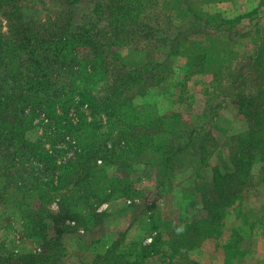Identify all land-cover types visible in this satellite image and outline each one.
<instances>
[{
    "label": "trees",
    "instance_id": "1",
    "mask_svg": "<svg viewBox=\"0 0 264 264\" xmlns=\"http://www.w3.org/2000/svg\"><path fill=\"white\" fill-rule=\"evenodd\" d=\"M52 1L54 10L45 15L39 8H45L42 0H0V203L13 205L22 216L27 236L42 241L40 253L20 254L17 264H67L63 260L65 233L97 230L106 216L103 204L118 197L140 196L133 180L121 172L133 169L136 160L147 156L150 149L158 151L161 145L151 131L153 123L141 125L129 119L130 112L124 107L134 112L135 108H128L134 105L119 98L122 89L139 83L142 69L127 63L119 66L117 62L125 55L118 48L138 54L144 47L163 44L171 48L182 41L189 65L198 72L210 71L218 78L229 68L226 55L216 54L217 41L205 28L223 30L220 22L232 20L195 8L196 0H179L176 11L165 0ZM80 5L84 6L81 14L76 9ZM177 9L190 14L184 27L175 26L176 18H181ZM202 36L210 46H205ZM256 46L245 60L248 71L225 76L231 82V100L249 122L245 133L233 136L230 171L215 165L209 173L208 157L198 158L190 153V146L180 142L161 157L139 161L165 168L169 175L176 155L189 152L196 177L205 178L202 187L196 186L206 215L166 225L173 230L170 234H176L168 241L155 229L151 242H145V237L131 241L133 250L124 233L103 247L93 241L89 248L92 261L76 264H148L152 256L164 252H171V264L178 259L185 264L198 263L187 252L198 248L204 238L220 235L228 208L248 186L254 165L264 163V46ZM232 54L230 51L228 56ZM107 72L117 76L100 99L84 85V79ZM73 113L77 119H72ZM164 116L172 123L182 118L179 112ZM164 116H157V125ZM37 120L43 130L31 140L27 132ZM170 132L181 137L176 130ZM193 133L189 141L194 146L200 138L204 139L199 142L206 140L207 136L193 137ZM49 219L54 236L49 235ZM240 242L238 236L233 243ZM231 254L228 245L227 256Z\"/></svg>",
    "mask_w": 264,
    "mask_h": 264
},
{
    "label": "rangeland",
    "instance_id": "2",
    "mask_svg": "<svg viewBox=\"0 0 264 264\" xmlns=\"http://www.w3.org/2000/svg\"><path fill=\"white\" fill-rule=\"evenodd\" d=\"M42 1L45 2V8L41 5L39 8L45 15L50 10H54L55 6L52 0ZM165 1L170 2V6H173L172 10L176 11L174 7L179 0ZM193 6L199 10L203 9L207 14L232 20L231 23L220 22L223 30L205 28L207 34L210 32L212 38L217 41L216 54L226 55L227 62L225 65L229 68L224 69L218 78L215 73L210 71L198 72L197 69L189 65L187 54L185 55V51L188 50L181 48L182 41L171 48L163 46V44L144 47L143 53L138 54L130 52L127 54L129 50L123 47L118 48V51L125 55L124 60L117 62L119 66L127 63L130 66L134 64L139 71L142 69L139 75L141 78L139 83L136 82L129 89H122L119 98L123 102L134 105L128 107L135 108L134 112L124 107L130 112L129 119H136L141 125L153 123L151 131L161 147L156 152L150 149L147 156L143 155L141 159L138 158L139 160L134 162L133 169L121 172L133 180L135 187L141 192L140 196L116 198L103 204L101 209L106 211V216L103 224L96 228L97 230H90L87 233L78 230L64 234L66 255L63 260L67 264H76L81 261L91 262L93 254L89 248L93 241L103 247L106 244L110 245L115 239L118 240L124 233L125 242H128V245L133 243L131 241L140 240L144 237L145 242L149 243L156 235L155 229L162 231L164 238L168 241V239H173L176 236L175 233L170 234V231L173 232V230L167 227L169 223L180 225L188 223L194 218L201 219L206 215L204 200L200 196L197 197L196 186L202 187L205 178L202 175L196 177L197 169L189 152L182 151L176 155L174 167L169 168V175L165 168L142 165L139 162L142 159L152 160L155 156L161 157L165 150L175 145V142H180V145L190 146V153L195 154L198 158L200 155L208 157L209 167L207 166V170L209 173L213 165L218 166L223 171H230L232 168L229 165V157L230 146L234 143L233 136L245 133L249 128V122L239 105L231 100L232 95L228 92L231 89V82L225 76H229L231 72L245 73L248 71V64L245 61L248 59L246 57L254 54L257 43L264 46V0H196ZM82 7L84 6L76 7L79 14L83 12ZM178 12L181 13V18H176L175 26L177 28L184 27L190 19V14L181 12V10ZM169 25V27H174L173 24ZM173 31L176 32V29L173 28ZM204 36L202 37L205 46H210L209 40ZM175 51L178 53H174ZM230 51H233V54L228 56ZM228 60H232L231 63H228ZM239 65L245 68L241 69L238 67ZM114 76H117L114 75V72L95 74L84 79L85 83H83L92 88L94 94L101 99L107 94V88L115 80ZM174 112L181 114L180 122L172 123L169 121L170 119L168 120L164 116ZM73 114L71 115L72 119H77L75 113ZM102 115V121L105 124L106 118L104 114ZM158 115L165 118L163 117L162 123L157 125L155 119ZM245 119L247 120L246 129L236 132L243 127L242 122ZM194 129L197 130L195 134L193 133ZM42 130L40 121L37 120L35 127L27 132V137L36 140ZM174 130H176L175 133H180L181 137H174L170 132ZM191 133H193V137H196L197 134L207 136L206 140L199 142L204 139L200 138L199 141H196L198 144L194 146L189 141ZM224 150H228L226 153L228 158L224 157L226 156ZM259 165L264 166V163L254 165L248 179V186L245 187L238 201L243 199L244 193L251 192L250 188L255 186L254 181H264V172L263 175L259 174L256 178L255 167ZM202 167L201 164L200 168ZM257 171L261 172L260 170ZM163 181H167L166 185H162ZM12 206L11 204L0 203V264H17L15 260H17L18 255L40 253L42 249L41 240L27 236L22 216ZM53 210L56 211V205H53ZM243 213L246 211H242V207L234 208L232 205L228 208L220 235L204 238L198 248H191L187 252L190 259L198 261L197 259L201 255L205 260H203L204 264H208L206 255L213 247L211 238L220 237L224 230L230 229L235 222L240 223V217ZM251 213H255V211ZM229 214L231 217L227 218ZM129 222L131 223L129 224ZM132 224L135 226L132 227ZM48 225L49 235L54 236L52 220H48ZM243 227H234L232 230L231 240L227 244L232 254L227 256L226 264H243L244 259L251 260L246 251L249 250L250 253L252 236L245 235L247 230L242 229ZM237 233L241 239L240 244L233 243L234 239L238 237ZM206 240L208 244L205 246L208 247H205V250L202 249L203 253L201 254L200 247ZM130 248L132 246L129 245ZM133 249L134 247L131 250ZM164 253L166 254L161 253L152 256L148 260V264H171L168 258L171 252ZM8 259H12V262H8ZM177 261L174 264H185L183 259Z\"/></svg>",
    "mask_w": 264,
    "mask_h": 264
},
{
    "label": "crops",
    "instance_id": "3",
    "mask_svg": "<svg viewBox=\"0 0 264 264\" xmlns=\"http://www.w3.org/2000/svg\"><path fill=\"white\" fill-rule=\"evenodd\" d=\"M242 126L239 130L236 132H240L246 129L247 127V120H243ZM226 149V148H225ZM228 150H224V154L227 153ZM225 158H228V155L224 156ZM214 166V165H213ZM255 174L256 178L259 174L263 175L264 172V166L259 165L255 167ZM259 168V169H258ZM260 170L261 172L257 171ZM254 188H250L251 192L244 193V197L241 201H238L234 206V208L242 207V211H246V213H243L240 217V223H234L230 229L224 230L222 235L218 238H211V244L213 247L210 249V252L208 253L207 263L208 264H226L227 262V244L231 240L232 236V230L234 227H241L244 226L242 229L247 230L245 235L252 236L251 238V249L250 253L249 250L246 251L248 254V257H250L251 260L246 259L243 264H264V181H254ZM119 199L122 197H118ZM124 198V197H123ZM252 211H255V213H251ZM231 214L227 216V218L231 217ZM126 216V214H125ZM131 222H129L130 224ZM135 223V222H134ZM135 225L132 224V227ZM122 228V227H121ZM245 237V236H244ZM246 239V238H245ZM208 241H204L201 245L200 249H204ZM241 249H243L241 247ZM203 253V250L201 254ZM245 253V254H246ZM204 254H207L204 252ZM247 257V258H248ZM199 264H204L205 260L202 258V256H199ZM204 260V261H203Z\"/></svg>",
    "mask_w": 264,
    "mask_h": 264
}]
</instances>
